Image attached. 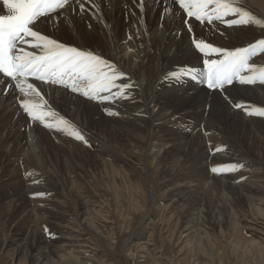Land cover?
<instances>
[{"label": "bare ground", "instance_id": "1", "mask_svg": "<svg viewBox=\"0 0 264 264\" xmlns=\"http://www.w3.org/2000/svg\"><path fill=\"white\" fill-rule=\"evenodd\" d=\"M94 3L99 6V12H95L94 9H91L90 11L81 14L79 12V6L76 5L75 0H73L71 8L60 10L58 13L52 14L51 18H41L44 22L39 23V31L42 34L48 35L60 42L76 46L81 49L91 50L94 53L111 60L116 63L118 67L128 75V77H130V81L125 82H134V87L126 90L127 98H120L115 99L112 102L108 101L107 103L97 104L96 101L88 100L82 95L72 93L63 87H57L51 84H44L40 81H35L34 83L36 87L42 91L48 105L55 111V113H58L71 121L85 137L88 135L86 136V132L83 131V128L85 130L90 129L93 131V137H106L107 135L109 137H129L130 132L128 130L130 128L133 129L134 120L143 121L144 126L134 127L139 132H142L143 130L146 132L147 130L148 132H153V134L150 132L149 137H167L166 134L170 130L174 131V128L177 127L178 124L182 123L181 121H183L186 117L190 116L194 110L201 112V120L198 121L200 122V125L198 124V126L193 127L194 124L189 122L185 126V129H183L181 135H176L177 137H186L187 139L190 138L192 141L193 137H205L203 136V131L201 129L199 130V133H193V131L197 127L200 128V126L204 127L203 130L211 129V132L212 130H218V125L215 124L216 122L213 119L219 114H222V119L226 122V125L224 124L225 127L227 126V128H233L234 124L236 125L235 122L238 119H242L243 124L246 125L244 128L250 132V137H258V134L255 133L257 132L255 129L258 131L260 130L257 128V126H259L260 116L247 115L246 110L264 108V85L260 83L254 85H242L237 81L231 86L226 85L223 91L212 90L209 89L205 83H199L197 80L193 82L190 79L191 77L188 75L182 76L178 82V80L173 79V77L169 74L181 73L185 69L203 68V59L206 57H204V55L195 47V42L206 41L215 46L229 49L244 47L249 43L255 42L260 36V38H264V30L260 27L254 26L228 27L221 21H214L211 23L210 27L205 24L202 25V23L195 20H188V22L185 23L179 12L175 15L172 14V0H94ZM240 3L241 6L251 11L257 18L264 20V0H240ZM86 7L90 6L86 5ZM166 7L169 9L168 12H165ZM73 8L76 9L75 12H73ZM4 11L5 10H3L2 5H0V14H3ZM135 21L140 22L141 25L139 29H137L139 23ZM159 24L162 25L163 29L158 27ZM189 27H191V31H189ZM221 29H228L225 31V36L221 37L219 35L218 30ZM210 31L215 34V37L212 38L210 36ZM129 36L132 37L131 40L128 39V42L131 45L130 48L133 49L132 52L128 51L129 47H124L126 46V44H124L126 42L125 39ZM104 42H107L108 45H105ZM25 48L26 50H31L26 46ZM251 63L258 66H264V54L254 57ZM245 75H247V73H245ZM152 87L154 89L153 94L149 95ZM0 88H6L4 80H0ZM113 91H115V89ZM107 94L111 95V93ZM243 100H250L254 102L255 105L244 102ZM137 103H140V106H143L141 109L139 108L140 106H137L138 110L136 107L137 111H134L132 107L134 105H138ZM237 103L241 104L242 107L239 109L236 108L234 105ZM107 110L119 113V115L110 116L107 114ZM195 115L196 114H194V117L192 116L194 119ZM134 116L137 117L135 118ZM94 117H96V121L93 119ZM237 122L239 123L240 121ZM8 123L9 125L11 124L10 126H12V131L9 132L10 134L6 135V125L8 127ZM261 124L263 123L261 122ZM116 127L117 129L122 127V129L117 131ZM261 127L264 126L261 125ZM238 128L240 127L238 126ZM261 130L264 132V129L261 128ZM218 131V134L221 135L222 132L220 128ZM237 132L239 133L240 131ZM132 135L133 133L130 137ZM237 135L243 137L249 136L248 134H245V132ZM157 140L159 141V139ZM87 141L88 145H90L88 146L90 149L97 148L98 142H95L96 139L93 138ZM201 142L203 143V140ZM67 143H70L71 147L79 151L76 156H79L78 158L81 159L79 160L80 163H85V165L89 166V168H91V165L93 167L98 163L100 167L101 165L103 166L102 168L104 171H106V169L109 170V164L104 158L100 159V161L98 160V162H94L92 157L94 155H91V153L88 152L89 150H83L85 148H83L84 146L82 147V142L78 143V141L70 138L66 134L46 129L38 123H32L29 121L26 114L19 109L18 103L14 99L11 91H9L8 95L0 94V202L8 206V213L6 214L5 221L9 222L14 229H19L22 233L21 235L24 237L21 243H18L17 241L14 242L15 246H18L14 250V255L16 254L17 256H23L25 258L30 257L31 260L38 258L39 261L42 260L41 264H72V254L67 253L68 250L66 252L62 249L64 245L66 247L69 241H67L64 236L62 237V235H60L61 238L58 237L59 232H57L54 226L56 224H54V222H50V220H57L58 217L56 215L62 214L64 211L63 209L65 206H63V200L68 197V195L65 193L67 195L66 196L63 193L64 191H62L66 189L65 183L73 186L76 185L77 182L79 183L81 181H77L74 177H66L62 180L63 182H61V177H57L55 174L53 175L55 172L50 173L51 170L49 171L50 174L46 175L43 171V169L46 168L45 165V167L43 166L42 171L38 168V166L36 167L37 164L35 158L32 160L33 162L35 161L36 165H33L23 159L24 153L29 150L31 151L32 148L40 149L41 154H39L37 158L42 155L48 159H51L53 155L51 153L49 154L46 151V148H54V150L57 149L59 155L57 156L56 154V156L59 159L61 155L60 151L63 152V150L66 149L67 151L65 152L71 154V148L68 149V146L66 147ZM7 144L13 147L14 150H11L13 153L9 154L6 149H4ZM155 144L156 145L153 146L154 149L159 147V150L163 149L164 152H167V149L169 148L168 143H161V145H158V143L155 142ZM187 145L188 144L179 143V145L177 144L173 150H168V157L165 158V162L167 161V163L169 162L174 166L178 162H181V157L187 152ZM201 145L199 151L197 150L198 152H196L194 156L195 159H198L196 169L201 174H205V180L209 178L207 175L214 167L218 169L219 173H223V171L226 172L224 169L229 168L230 162H236L239 164L242 163L239 158H227L226 156L228 155L230 157V152L225 153L224 151L215 155L214 153H209L204 148V153ZM73 148L72 150H74ZM151 148L152 146H149V149ZM241 151H239V153L242 155ZM155 153L156 152L151 155H154ZM31 154L33 155V153ZM240 154L237 152V155ZM49 155L52 156L50 157ZM120 155V152L119 154L115 153V156L113 154L114 157H118L121 161H124L123 157ZM16 158H20L17 163L15 161ZM40 158L38 159L40 160ZM53 158L55 159L54 156ZM53 158L52 160H54ZM70 158L72 160V154L69 155L68 159H66L69 160ZM66 159H61L64 162V168L65 166L68 167L69 164L70 167L72 165L70 162L73 161L69 162L66 161ZM68 162L69 164H67ZM82 165L83 164H81V166ZM75 166L77 167V165ZM75 166L73 167L75 168ZM84 167H82L83 171ZM173 169L174 168H172V170ZM79 170L80 169L77 171ZM166 170L167 169L164 171ZM68 171L70 174L71 167ZM74 172L76 171L74 170ZM74 172L73 174H75ZM68 173H66L67 175L65 174V176H68ZM76 173L77 174L75 175L78 177V172ZM143 173L149 176V173L147 170H144V168ZM164 174L165 172L163 175ZM88 176L90 177V174H88ZM212 177L216 176L213 175ZM219 177H221V175ZM166 178L168 179H165V185L171 186L169 189L171 192L175 191L173 197L178 196L180 198V196L185 193L184 190H186L184 185L186 183L184 182V179L170 171L167 172ZM223 178L221 181H223ZM218 179L215 178L214 180ZM258 180L259 179H257V181ZM52 181L57 184L58 190L55 189L54 186H52L53 190L49 189V184H54ZM204 183L208 184V182ZM78 187H75L76 190ZM69 188L67 187V189ZM245 189L246 188H244V190ZM60 190L62 192H60ZM69 191L72 192L70 189ZM40 193L43 195H38ZM63 194L65 196H63ZM85 196V194H79L82 201ZM179 200L177 201L179 202ZM40 202H43V205L46 203L48 206L49 204L51 205L49 207V212L46 211V214L41 213L40 210H42V208H40L39 205L42 206V203L40 204ZM64 202H66V200ZM82 204H84V202H82ZM42 207L44 209V206ZM38 214L39 216H37ZM42 216H47L50 220L47 221V218H45L46 221H44L45 219L43 220L44 217L41 218ZM57 221H55V223ZM14 222L16 223L13 225L12 223ZM45 228H49L48 230H50L51 239L49 240H47L46 235L43 234V229L45 230ZM47 232L49 233V231ZM61 246L63 247L61 248ZM48 251L50 252V256L47 255Z\"/></svg>", "mask_w": 264, "mask_h": 264}, {"label": "rangeland", "instance_id": "2", "mask_svg": "<svg viewBox=\"0 0 264 264\" xmlns=\"http://www.w3.org/2000/svg\"><path fill=\"white\" fill-rule=\"evenodd\" d=\"M135 22L139 23L137 27V29H139L141 25L140 22ZM204 24L208 27L211 26V24L207 22L202 25ZM158 27L163 29L161 24H159ZM226 30L228 29L218 30L219 35L221 37L225 36ZM210 36L213 38L215 34L210 31ZM260 37L258 39H260ZM125 41L124 44H126V46H123L130 48L131 45L128 42V37ZM104 44L108 45L107 42H104ZM31 50L33 51V49ZM200 70H203V68ZM190 79L193 82L196 81L192 78ZM179 81L180 80H178V82ZM153 90L152 87L149 95L153 94ZM106 95L108 94L106 93ZM243 101L255 105L254 102L250 100ZM107 102L108 101L97 102V104ZM137 104L138 105L132 107L134 111H137L140 106V103ZM142 106L143 105L139 108L141 109ZM194 112L192 113L193 115L191 114L181 121L182 123L178 124L177 127L174 128V131H167L168 133L166 136L168 138L149 137L151 131L148 132L147 130V134L145 130L139 132L134 127L144 126L143 121L140 120H134V130L132 128L128 130L130 135L133 133V137H130V135L129 137H109L108 135L106 137H93V131L83 128V131L86 132V136L88 135L85 137L87 140L96 139L95 142H98L97 148L90 149L84 143L79 141L78 143H81V145L83 144L82 147L84 146L83 148H85H82L83 150H89L88 152L94 155L92 156L94 162H98V160L100 161V159L104 158L109 164V170L106 169V171H104L102 168L103 166L101 165L100 167L98 163L93 167L91 165L92 169L82 161V163H80L79 160L81 159L78 158L79 156H76L79 151L71 147L70 143H67L68 145L66 144V147L68 146V149L71 148L73 161L71 158L67 160L71 154L65 152L67 151L66 149L63 150L64 153L60 151L61 155L58 159L57 156L59 152L57 149L46 148V151L55 157L54 159L52 155H49L50 157L52 156L51 159L49 158L50 160L42 155L40 156L42 158L38 157L40 160L37 158V156L41 154L39 148H32L31 151L29 150L25 152L26 154L24 153L23 159L33 165L37 164L36 167L38 166L41 171L45 165L46 168H44L43 171L46 175L55 172L53 175L55 174L57 177H61V182H63L62 180L66 177H74L77 181H81L73 186L65 183L66 189L62 191H64L63 193H66L68 197L65 199L66 202L63 200V206H65L63 209L64 211L62 214H58L59 216L56 215L58 221L56 219L50 220L47 216L41 217H44L43 220L47 218V221L50 220V222H54V224L57 225H54L55 229L59 232L58 237L61 238L60 235H62V237L64 236L65 239L69 241L66 245L67 248L65 245L64 247L61 246V248L63 247V250L66 252L68 250L67 253L72 254V264H264V132L261 130V128L264 129V127H261V125L264 126V117H259L260 121L257 128L260 130L258 131L255 129V131H257L255 133L258 134V137H250V132L244 128L246 125L243 124L242 119H238L237 121L240 122L238 123L236 121V125L234 124L233 128L225 127L224 124L226 125V122L222 119V114H219L220 117L218 115L213 119L216 122L215 124L218 125V130L219 128L221 129V135L218 134V130H212L211 132V129L203 130L204 127L200 126V128L197 127L193 133H199L201 129L205 137H193V141L190 138L187 139L183 137V139L182 137H177L181 135L183 129H185V126L189 122L194 124L193 127L198 126V124L200 125L198 121L201 120V112L197 110H194ZM194 114H196L195 119L193 118ZM134 117L136 118L137 116ZM93 119L96 121V117ZM261 122L263 124H261ZM10 125L8 127L6 125V135L10 134L9 132L12 131V126ZM238 126L240 128H238ZM117 127V131L122 129V127L118 129ZM235 128L237 131H240L239 133L245 132V134L249 136L243 137L237 135L239 133ZM151 134H153V132H151ZM157 139H159V141ZM202 140L203 143L201 142ZM155 142L158 143V145H161V143H168L169 148L167 152L168 150H173L179 143L188 144V153L186 152V154L181 157V162H178L176 164L177 166H174L169 162L168 164L167 161L165 162V158L168 157L166 151L164 152L161 148L162 151L159 150V147L156 149L153 148V146L156 145ZM200 145L203 147L204 153L205 150L215 155L224 151L225 153L230 152V157L228 155L226 156L227 158H239L242 161L241 164L244 165L245 163L244 166L248 167L228 170L231 165L239 164L230 162L229 168L224 169L226 172L223 171V173L218 172L219 174H215L211 171L207 175L209 178L205 180V174H201L196 169L198 159H195L194 156L196 152L199 151ZM5 146L4 149H6L9 154L13 153V151L11 152L13 149L11 145L7 144ZM149 146H152V148L149 149ZM72 148L74 150H72ZM217 148L221 150L216 151ZM239 151L242 152V155ZM119 152L124 161H121L118 157H114L115 153L119 154ZM154 152H156L155 154L157 156L155 154L151 155ZM237 152L240 155H237ZM31 153H33V155ZM34 158L36 164L35 161L33 162ZM52 158L54 160H52ZM64 158H67L66 161H72L70 163L72 165L74 164L73 166L77 165L75 168L72 165L70 166V174L68 173L70 164L68 162L67 164L69 165L68 167L65 166V169L63 165L64 162L62 161L65 160ZM19 159L20 158H16V163ZM81 164L85 167L83 165L81 166ZM82 167H84V171ZM86 167L89 169L87 170ZM72 168L78 172V177H76L75 174L77 173L74 172ZM143 168L147 170L149 176L143 173ZM172 168L174 169L172 170ZM78 169L82 172L80 170L77 171ZM165 169L167 170L164 171ZM50 170L51 172L49 173ZM168 170L178 175L180 178H183L186 183L184 184L186 188V190H184L185 193L182 194L180 198L177 196L178 199L176 196L173 197L175 191L171 192L169 190L171 186L165 185V181L169 178H166L167 172H169ZM73 172L75 174H73ZM164 172L165 174L163 175ZM66 173H68V176H65ZM88 174H90V177ZM213 175L216 177H212ZM220 175L222 178L224 177L223 181H221L222 178L219 177ZM213 178H219L220 180H214ZM256 178L259 180L257 181ZM52 182L54 184L50 183L49 189L53 190L52 186H54V188L58 190L57 184L54 181ZM204 182H208V184ZM67 187H70L69 189L72 190V192H70ZM75 187H78L77 190ZM244 188L246 189L244 190ZM62 191L60 190V192ZM64 194L63 196L66 195ZM79 194H85L87 197L85 196L82 201ZM177 200H179V202ZM82 202H84V204H82ZM41 203L44 209L39 205L40 208H42L40 211L46 214L49 212V207L51 205L49 204L48 206L47 203H44L45 205H43V202H40V204ZM7 213L8 206L0 202V264H41L42 260H40V262L38 258H36V261V259L31 260L30 257L25 258L23 256H17L16 254L14 255V250L18 247L15 246L14 242L17 241L21 243L24 237L21 235L22 233L19 229H14L9 222L5 221ZM37 216H39V214ZM44 221H46V219ZM55 221L57 222L55 223ZM15 223L16 222L12 224L14 225ZM48 229L49 228H47V230ZM48 231L49 233H45L46 231L43 229V234L46 235L47 240L51 239L50 230ZM49 253L48 251V256H50Z\"/></svg>", "mask_w": 264, "mask_h": 264}, {"label": "snow or ice", "instance_id": "3", "mask_svg": "<svg viewBox=\"0 0 264 264\" xmlns=\"http://www.w3.org/2000/svg\"><path fill=\"white\" fill-rule=\"evenodd\" d=\"M72 4L73 0H0L5 10L0 14V80H4L6 85V88H0V94L8 95L11 91L19 109L32 123L90 146L76 125L51 109L34 82L63 87L96 102L127 98L126 90L134 87V82H125L130 81V77L111 60L39 31V23L44 22L41 18H51L52 14L71 8ZM75 4L81 14L91 9L95 12L100 10L94 0H75ZM72 10L76 11L75 8ZM168 11L166 7L165 12ZM171 12L173 15L179 12L185 23L188 20L202 24L221 21L228 27L254 26L264 30V20L241 6L240 0H172ZM195 47L206 57L203 59V70L191 68L181 73H170L173 79L179 80L188 75L199 83L206 82L209 89L221 91L237 81L242 85H264V66L251 63L254 57L264 54V38L232 49L206 41L195 42ZM234 106L238 109L242 107L239 103ZM107 114L119 115L111 110H107ZM246 114L264 117V108L249 109ZM244 167L243 164H233L229 170ZM211 171L218 173L215 167ZM45 231H48L47 228Z\"/></svg>", "mask_w": 264, "mask_h": 264}, {"label": "water", "instance_id": "4", "mask_svg": "<svg viewBox=\"0 0 264 264\" xmlns=\"http://www.w3.org/2000/svg\"><path fill=\"white\" fill-rule=\"evenodd\" d=\"M147 220V219H146Z\"/></svg>", "mask_w": 264, "mask_h": 264}]
</instances>
